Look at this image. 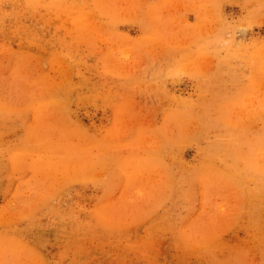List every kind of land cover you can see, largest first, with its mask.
Instances as JSON below:
<instances>
[{
  "label": "rangeland",
  "instance_id": "obj_1",
  "mask_svg": "<svg viewBox=\"0 0 264 264\" xmlns=\"http://www.w3.org/2000/svg\"><path fill=\"white\" fill-rule=\"evenodd\" d=\"M0 264H264V0H0Z\"/></svg>",
  "mask_w": 264,
  "mask_h": 264
}]
</instances>
